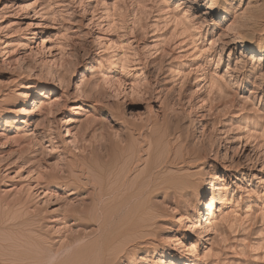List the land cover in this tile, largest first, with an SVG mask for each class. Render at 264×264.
<instances>
[{
  "label": "rangeland",
  "instance_id": "rangeland-1",
  "mask_svg": "<svg viewBox=\"0 0 264 264\" xmlns=\"http://www.w3.org/2000/svg\"><path fill=\"white\" fill-rule=\"evenodd\" d=\"M0 264H264V0H0Z\"/></svg>",
  "mask_w": 264,
  "mask_h": 264
},
{
  "label": "bare ground",
  "instance_id": "bare-ground-1",
  "mask_svg": "<svg viewBox=\"0 0 264 264\" xmlns=\"http://www.w3.org/2000/svg\"><path fill=\"white\" fill-rule=\"evenodd\" d=\"M259 50H260V48H259ZM220 184H221V180H219V183H218L217 186H216L215 184H212L213 190H220V189L222 188ZM206 189H207V188H206ZM208 190H209V189H207V190L204 191L203 193L201 192L202 197L206 195V193H207ZM214 199H215V196H214V194H213V195L211 196V201L214 200ZM222 199H223V198H222ZM222 203H224L223 200H222ZM202 206L205 207V202H204V200L201 198V199L199 200L197 206L194 208V210H193V212H192L193 217L198 218V217H200V216L202 215V211H201V207H202ZM204 217H206V218H205V220H204L203 227H204L205 230L208 231V230H209V227H210V225H211V223H212L213 218H215V213H214V212H209L206 216H203V218H204ZM203 218H202V219H203Z\"/></svg>",
  "mask_w": 264,
  "mask_h": 264
}]
</instances>
